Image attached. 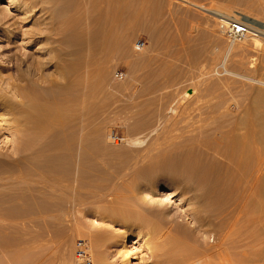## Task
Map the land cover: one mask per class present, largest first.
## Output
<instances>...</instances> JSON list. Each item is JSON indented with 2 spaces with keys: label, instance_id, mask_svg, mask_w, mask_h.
Wrapping results in <instances>:
<instances>
[{
  "label": "rangeland",
  "instance_id": "1",
  "mask_svg": "<svg viewBox=\"0 0 264 264\" xmlns=\"http://www.w3.org/2000/svg\"><path fill=\"white\" fill-rule=\"evenodd\" d=\"M20 1L0 0V85L6 86L9 94L12 91L7 84L18 82L13 81L17 64L21 61V68L24 69L30 65V61L38 60L37 57L45 60L47 54H40L42 50L38 49L44 45L46 48L49 44L60 47V31L66 17L71 15L66 8L48 11L47 3L38 4L36 9L26 12L23 6L17 5L21 4ZM120 1L128 7L126 19L112 32L102 27L104 21L107 27H114L112 19L100 16L101 6L105 8V2L98 5L99 13L89 9L90 0L80 2L79 13L84 18L80 25L84 35L81 48L84 58L83 119L86 130L96 126L95 134L87 135L90 139L82 144V147L85 146L82 168L83 171L87 170L83 177L86 183L83 187V204L57 206L50 201L73 192L66 188L67 181L61 177V173L47 176L44 175V168L37 167L30 176L32 180L22 178L19 186L12 183L18 178L6 172L4 166L3 176L7 175L0 181L3 183L1 187H4L0 190V199L5 197L0 200V215L23 214L25 211L24 214L31 216L0 220V264H76L72 253L76 238L87 240L94 264H161L155 236L149 227H145V200L141 199L145 197L144 191L147 189L148 199L157 200L168 207L161 219H154L158 226L168 225L165 221L170 219L192 227L193 219L185 213L188 206L179 192L182 181L178 185L180 188L174 189L166 177H151L145 182L137 179L134 171L145 166L151 157L167 155L175 158L188 149L190 151L192 146L195 147L194 140H197L196 144H205L206 131L211 134L209 139V135L205 139L209 140L208 143L211 141L209 144L212 147L216 146L218 139L215 135L219 134L220 129L222 131V126L229 127L239 113H245L243 117L248 120L262 110L257 129L264 131V96L256 94L257 84L252 80H264V39L250 36L242 43H230L217 30L219 20L197 7H220L229 15L246 16L263 22L264 0ZM41 5L45 6L42 10ZM97 14L100 17L98 22L101 20L102 24L96 23ZM50 15L57 18L53 26L59 34H51V38L47 39L44 32L52 26L48 24ZM42 28L44 32L40 33V39L34 40V36H29L32 31H41ZM96 29L98 33L94 34ZM137 40L144 43L139 49L136 48ZM72 48L73 45L67 46L68 51ZM48 53L53 54L51 50ZM71 56L68 57L72 59ZM52 69L46 68L45 71ZM115 134L122 137L120 142H113ZM9 135L8 131L0 130V152L11 150L12 139ZM198 136L205 142L199 143ZM258 149L257 161L254 158L245 159L247 165L241 173L233 169L228 159L222 160L223 166L215 163L214 167L218 174L225 177L229 188L226 205L229 208L243 206L244 258H249L252 246L250 231L254 229L259 252L257 264H264V139L260 140ZM93 160L98 162L92 163ZM251 161L253 171L249 168ZM253 180L257 181L258 195H255ZM90 183L96 187L90 186ZM17 191L22 193L16 195ZM24 197H27L26 200ZM7 198H12V201ZM44 198L49 201L46 202ZM252 199L257 203L256 212H252ZM113 211L117 217L110 214ZM59 214L61 218L54 221L55 218L51 216L60 217ZM123 214H137V222L128 225L121 218ZM212 240V237L208 238L210 243ZM246 264H250L249 261Z\"/></svg>",
  "mask_w": 264,
  "mask_h": 264
},
{
  "label": "bare ground",
  "instance_id": "2",
  "mask_svg": "<svg viewBox=\"0 0 264 264\" xmlns=\"http://www.w3.org/2000/svg\"><path fill=\"white\" fill-rule=\"evenodd\" d=\"M90 1L92 3H90L91 5L89 9L90 10L95 9V11H98V13L100 12V8H98V5L100 3H104V2L106 3L105 8L103 6L102 9L101 6L102 11L100 13V16L102 15L108 19H112L114 27H109V26L107 27V22L105 23L104 21L105 26L104 24L102 25L104 30L108 29V31L112 32V30L117 29L116 28L117 25L119 28V26L124 23L126 19L128 7L125 4L120 3L121 2L120 0H119L120 2L119 1L117 2L118 3L117 5L115 4L117 0H90ZM20 2L21 4L20 5L17 4V5L19 7L23 6L24 8L23 10L26 12L32 11L33 8L36 9L38 7L37 6L38 4L47 3L49 4L48 11L49 10L54 11L56 8H66L71 13V15L70 17H66L65 22L64 20L62 21L64 22V26L60 31L61 34L59 41L60 47L59 46L52 47V45L49 44V46L46 48L44 47L45 46L44 43L43 44L44 46L38 49L39 51L42 50V53L40 52V54H45V53L47 54L48 57L47 58L45 57L46 58L45 60L39 59V57H37L38 60L35 59L36 61L34 60L33 62L30 61L31 62L29 63L30 65H28L24 69L21 68L20 65L22 64L21 61L20 63L17 64L16 73H15L16 75L13 81H18V82L16 84L12 82L11 84H7L8 87L10 86V89L12 91L11 94H9L6 91L7 89L5 88L6 86L5 87L2 86L4 87L2 88L1 87L2 84L0 83L1 84L0 111H2L0 112V120L2 121L1 122L2 125H0L1 128L0 130L8 131L12 139L11 150H9V152L7 150L4 152H0V181H2L3 178L7 175L6 174L3 176V173H5L2 170L4 166L7 169L6 172H10V175H14L15 177L18 178L13 180L12 182L15 185L16 184L19 185L20 183L22 184L20 180L22 178L23 179L30 178L32 171H34L35 168L37 167L44 168L43 171L45 173L44 175L47 176H54L55 174L61 173V177H64L67 181L66 183L67 185L65 184L66 188L68 190L69 189L72 190L73 192L69 196L65 195L64 197L61 198L55 197L52 198L53 200L50 201H53V204L57 206H64L69 204L71 205L73 204L74 206H79L82 203L83 187H85L84 184H86L84 183L85 181L83 180V177H85L84 172L87 171V170L83 171L82 168L83 159H84L83 149H85L84 148L85 146L82 147V144L86 139H90L88 138L87 135H94L96 132V126L95 128L93 126L88 130H86L85 129L86 124H84V119H83L84 105L82 99L83 97L82 87H83L84 79L82 75V69H84L83 68L84 58H83V54L81 53V48H82V44L84 43V35H83V30L80 28L81 27L80 25L84 18H82V14L80 15L79 13L81 9V3H80L81 0H34V1L21 0ZM119 3L120 6H118ZM44 7L45 6L41 5V10L44 9ZM197 7L201 9L203 12H206L211 16H214L219 21L233 16V15H229L228 12H225L220 7H213V6L209 8H203L199 6ZM98 17L99 15L97 14L95 17L96 23L98 22ZM234 17L236 16L234 15ZM241 17L245 19L250 25L249 37L253 36L259 39L261 38L264 39V21L263 22L260 20L258 21L255 18H249L246 16H241ZM56 19H57L56 17H52V15H50L49 16L50 22L48 24L50 25L52 24V26L51 27L49 26V28L45 27L46 32L43 31V28L41 31L39 30L32 31V33L34 32L37 36L35 34L33 35L32 33H30L31 35L29 36L30 37L34 36L33 39L37 40L41 38V34L42 32H44L47 35L45 38L50 39L51 37L49 36L51 34L58 33L57 32L58 29L53 26L54 21L56 23ZM99 23L102 24L101 20L98 22V24ZM93 33L97 34L98 30L96 29V31H94ZM56 41L58 42V40ZM68 45L70 46L73 45L74 48H72L71 51H68L67 50ZM49 50H51L53 54H49L48 53ZM71 55L73 56L72 59L68 57ZM50 67L53 68L52 69L53 72L52 71L46 72L45 69ZM252 80L257 84L256 91L258 92L256 94L260 97H263L264 80H260V79L258 80L252 79ZM261 111L262 110H260V113L256 112L257 114L255 113L254 114L255 116L252 119H248V120L244 119L245 117H243L245 113L243 115H240V113L238 112L239 116L236 117V119L231 123V125H229V127L227 126L224 128V126H222L223 127L222 131L221 129L220 131L218 130L219 134L215 135V137H217L218 139L216 146L212 147L210 145L211 141L209 142L210 144L207 142L209 140L205 139L207 138L206 135L207 136L209 135L208 137L209 139L211 133L206 131V134L204 136V140L206 142L204 140H200L203 138L202 137L199 138L198 136L199 143L201 141L203 143L204 141L205 144L204 143L203 145L196 144L197 140L192 139L194 140L193 144L195 143L194 144L195 147L192 146V148H190L191 149L190 151H188L189 150L188 149L187 152H185L184 154L177 155V157L175 158L168 157L167 155L156 156L153 158L151 157V160L145 166L134 171L135 173L133 174H135V177L137 179L139 178L141 181L145 180V182L151 177H166L168 178L169 182H171L172 185H174L171 186L174 187V189L180 188V186L178 185L182 181V186L179 192L181 193V196L183 195L182 197L185 199L184 203L188 206L185 210V213L187 215H190L193 219L192 227L188 226L185 223H180L178 222V220H170V219H166L165 221L168 222V225L158 226L155 223L154 219L156 218L161 219L160 216H163L165 213H167L168 207L157 200L148 199L147 189H145L144 191L145 197L143 196L141 199L143 201L145 200V208H144L145 227H149L151 229L152 235L155 236V240H156L155 246L156 249L160 252L158 254L161 256V264H246L247 261H249L250 264H257V261L259 259V252L256 247L257 233L256 231H254V229H251L250 231V237H251L250 242L252 246H250L251 250L249 252V258L248 260H246L244 258L245 253H243V245H244L243 237H245L243 206L241 204L229 208V206L226 205L227 195H229L228 194L229 188L225 180V177L217 173L216 171L217 169L216 167H214V164L217 163L219 164V166H223L224 163L222 162V160L228 159L231 165L234 166V168L232 167L233 169H235L238 172L240 171L243 172L247 165V163L244 162L245 159L250 158L251 160L254 158V160L257 161L258 158L257 156L259 155L258 152L260 150L258 149V146L260 144V140L264 139V131L260 130L259 128L258 129L260 131L257 129V126H259L260 123L259 115L261 113L263 114V112ZM215 137L214 139H216ZM87 141L85 143H87ZM86 146H88V144ZM89 146H91L90 143ZM94 147L96 148V146ZM86 154L87 153H85V155ZM87 157H91V156H87ZM219 157L222 159H220ZM93 162H98V161L93 160L92 163ZM90 167L92 170V165ZM126 167H129V165ZM131 168L130 169L133 170V167ZM249 168L251 169L254 168V164L252 163V161ZM125 174H127V172ZM96 179L97 178H95V180ZM30 180L32 179L30 178ZM256 180L255 182H257ZM255 182L253 180L254 183L253 189L255 188L254 189V191L256 192L255 195H258V184H256L255 186ZM93 183L92 184L90 183V186L94 185ZM2 184L0 183V187ZM31 186L33 187V185ZM94 186L96 187V185ZM2 187L0 188V190H2ZM18 192L19 191L16 192V195ZM21 193L22 192H19V194ZM6 195L9 196V194ZM11 195L12 194H10V196ZM88 196L90 195L88 194ZM14 198H16V196H14ZM26 198L27 197H24L25 200ZM11 199L7 198V200H11ZM255 203L256 202L254 201V199H252L251 200V205L253 206L252 212L253 211L256 212L257 210V203L256 204ZM42 204L44 205V203ZM22 207L24 208L25 206ZM4 209L6 208L4 207ZM55 210L58 211V209L56 208ZM41 211L44 212L45 210L44 211L41 210ZM24 213L25 211L23 212V214L14 213V215H9L8 213V215L7 214L0 215V220L4 218L25 219L31 216L29 213L27 214ZM105 213L107 212L105 211ZM110 214L113 217L116 216L114 211L111 212ZM45 217L43 216L42 218ZM51 217L55 218L53 219L54 221L56 219L61 218V216L60 217L51 216ZM136 217L137 214H135V216L134 214L121 215L123 221L128 225L129 224L134 225V223L137 222ZM68 221H70V218ZM73 221L74 220H72V223ZM76 224L79 226L80 224L79 221H77ZM209 237H212L213 239L212 243L208 241Z\"/></svg>",
  "mask_w": 264,
  "mask_h": 264
},
{
  "label": "built area",
  "instance_id": "3",
  "mask_svg": "<svg viewBox=\"0 0 264 264\" xmlns=\"http://www.w3.org/2000/svg\"><path fill=\"white\" fill-rule=\"evenodd\" d=\"M217 30L222 37L230 43H242L250 33L249 23L241 16L225 18L218 22ZM144 43L137 40L136 48L139 49ZM113 142H120L122 137L113 135ZM72 253L76 264H94L90 246L87 240L76 238L72 245Z\"/></svg>",
  "mask_w": 264,
  "mask_h": 264
}]
</instances>
